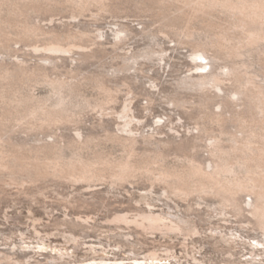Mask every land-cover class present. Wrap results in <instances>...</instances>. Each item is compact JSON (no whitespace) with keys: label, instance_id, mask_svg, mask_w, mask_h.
Here are the masks:
<instances>
[{"label":"rangeland","instance_id":"374dc122","mask_svg":"<svg viewBox=\"0 0 264 264\" xmlns=\"http://www.w3.org/2000/svg\"><path fill=\"white\" fill-rule=\"evenodd\" d=\"M202 1L0 0V264H264V229L248 209L219 213V195L175 194L142 169L111 179L129 155L116 136L133 133L130 159L155 172L185 154L206 164L212 138L227 150L233 136L264 145V41H248L246 15ZM197 44L206 72L239 68L221 76L226 94L244 83L251 95L182 85L197 76ZM77 160L103 178L58 172ZM250 197L237 194L243 207ZM142 211L182 215L199 232L143 230Z\"/></svg>","mask_w":264,"mask_h":264},{"label":"bare ground","instance_id":"6f19581e","mask_svg":"<svg viewBox=\"0 0 264 264\" xmlns=\"http://www.w3.org/2000/svg\"><path fill=\"white\" fill-rule=\"evenodd\" d=\"M202 4H205V6H216L217 4H220L221 6L228 9L231 8L232 10H237L238 12L244 14V16L246 15V17L249 18H245L247 19V21L242 18V24L244 23L246 24V26H248L245 28L246 32L248 33V41L253 43L257 41L259 42L260 40L264 41V0H205L202 1ZM233 14H235V12ZM124 32L125 31L123 29L119 30L118 36H121V33ZM205 43L203 45H205ZM197 46L198 47L195 46L196 48L193 49V52L191 51V55H194L196 60L194 67L196 69L195 74L197 76L187 78L185 77L183 79L181 78L180 83L182 85H189L192 88L195 87L196 90L199 89L201 91L214 89L215 96L219 97L221 100H224L226 96H237L241 93L251 95L253 88L248 87L244 83L239 85L238 88L232 91L230 94H226L221 85L224 77L221 76L223 74H227L228 76L229 74H232L233 76H235L237 75L239 68L237 69L235 66H230L226 71L220 73L206 72L209 62L204 61L205 59H208L209 56L207 55L206 50L204 48H201L202 45L197 44ZM51 49L55 51L69 50L60 46H52ZM233 78L238 81L240 77ZM257 93L258 95L261 94L264 98L262 89L259 88L257 90ZM186 101L187 100L177 99L175 102L184 105ZM64 103L65 100L63 96H59L57 99V105H64ZM207 104H209V102H207ZM119 117L124 119L125 126H128L126 131L128 133H131L132 130L129 125L131 124L133 117H129L128 109L126 108V106H124L123 109L119 112ZM132 134H129V136L127 137H115L120 141V143L124 145L129 155L125 159L116 162V164L113 163L114 166L112 168H114V171L112 173L111 179L114 180V182H116V180H127V177L129 178L134 172L136 173V171H139L138 169H142L140 171H145L151 180L153 179L155 181H161L165 183L167 187L171 189V191L175 194L177 193L179 195H190L195 192H205L219 195L221 198L218 209L219 213H226L230 207L237 214L241 213L243 210L248 209L249 213L256 217L259 227L264 229V145H262L261 147H256L252 145L251 140L248 138H238L236 136H233L231 138L232 144L227 150L225 149V147L223 148L220 145L218 139L212 138V140H209V146L211 148L209 149V152L210 155L213 156V159L211 158L206 164L202 165L197 162L191 155L185 154L184 164L180 167L174 166L173 168H169V166H162L161 168L159 167L158 172H155L154 169H152V167L148 165V162L137 165V163H134L135 160L134 162L132 161L133 157L130 159V153L132 155L133 145L136 140V137ZM232 152H239V155H236V160H234L235 158L232 155L234 153ZM254 158L258 159V163L259 160L260 162L262 160L263 164H255V162L254 164H250ZM107 162H105V164H108ZM96 164L97 163L94 161H68L61 163L60 168L57 170L58 172H60V174L63 173L65 178L67 177L69 179H72L74 180V182L85 181L87 183H90L91 181H94L96 179L99 180L103 178L102 172L100 171L101 169L98 168ZM253 166H255L256 168L254 167V169H252ZM132 176H134V174ZM239 192H247L249 196L254 195L255 197L254 199L250 197L251 199L245 201V206L243 207L237 200V194ZM140 216L142 217V221L139 222L138 225L141 226L143 230H146V228H151V231L152 229H160L163 231L165 230V233L180 232L181 234L183 233L185 235L199 232V228L197 227V225L190 219L182 215L165 213L163 215L154 216L152 211H142L140 213ZM118 219H124V217L122 216ZM147 257L150 258V260L160 258L156 250L150 251ZM5 264H7V262Z\"/></svg>","mask_w":264,"mask_h":264}]
</instances>
